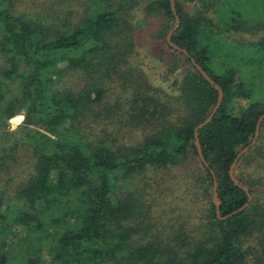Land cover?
<instances>
[{
  "label": "trees",
  "instance_id": "obj_1",
  "mask_svg": "<svg viewBox=\"0 0 264 264\" xmlns=\"http://www.w3.org/2000/svg\"><path fill=\"white\" fill-rule=\"evenodd\" d=\"M140 1L147 15L161 19L152 37L165 42L174 24L168 0H90L78 20L71 23L66 12L59 24L33 22L14 13L10 0H0V210L12 212V224L35 235L20 262L0 252V264H246L247 255L250 264H264V201L255 199L264 195V118L254 143L234 166V177L251 196L234 214L246 195L228 176L232 159L250 143L264 112V94L253 97L233 67L216 71L197 43L203 27L217 39L232 40L245 26L234 16L231 24L219 27L201 7L189 14L174 0L179 23L170 40L222 91L216 111L197 130L205 166L192 132L213 106L216 90L172 48L164 77L184 70L171 91L152 85L129 62L133 43L126 15ZM262 40L250 43L258 47ZM69 72L85 82L65 85ZM110 74L121 79V92L113 104L103 105V82ZM16 114L21 121L7 130ZM120 120L148 132L135 144L119 141L116 131L113 138L109 132L101 135L105 124ZM192 157L197 169L189 175L195 178L191 191L206 203L201 230L192 234L179 226L168 239L156 235L136 243L133 234L147 230V207L131 180L147 169H168ZM210 170L219 216L231 213L222 219L210 201ZM249 236L253 253L243 248L242 239ZM42 250L48 258H42Z\"/></svg>",
  "mask_w": 264,
  "mask_h": 264
},
{
  "label": "rangeland",
  "instance_id": "obj_2",
  "mask_svg": "<svg viewBox=\"0 0 264 264\" xmlns=\"http://www.w3.org/2000/svg\"><path fill=\"white\" fill-rule=\"evenodd\" d=\"M89 2L90 0H10V6L14 13L29 18L33 22L59 24L66 16V12L69 13V21L74 23L83 16ZM179 3L185 10H188L189 14H191V11L189 12L191 8L201 7L207 12L211 21L214 20L215 25L219 27L231 24L230 18L238 17L236 19L245 26L242 33L230 35L232 40L227 38L222 40L217 39L213 31L203 27V31L201 29L197 36L198 49L204 50L205 57L216 71L233 67L243 84L251 89L253 97L264 94V27H260L254 33L249 31L257 25H264V0H179ZM143 6L144 1H140L135 7L130 8L126 15L131 25L133 43L129 62L138 66L152 85L165 91H171L174 89L171 85L172 81L175 78L179 79L184 69L183 67L177 68L164 77V64L173 50L166 45L163 39L152 37L155 26L159 25L161 19L147 15L143 11ZM261 38H263V44L258 47L250 43ZM63 80L65 85L71 87L80 86L85 82L79 73L71 72ZM103 83L104 95L101 104L111 105L114 103L115 96L121 92V79L110 74ZM21 117L20 114L14 115L7 121L6 129H13L21 121ZM104 127L106 132L101 135L109 132L113 138L112 132L116 131L118 140L125 144L139 142L148 132L142 127L127 126L122 120L105 124ZM194 161L195 158L192 157L182 165L168 169H147L144 174L137 175L131 180L132 186L141 189L144 193H142L143 199L147 207L144 216L147 230H138L133 234L136 243L154 240L156 235L162 240L168 239L171 231L179 226L181 230L192 234L201 230L200 225L204 223L202 216L206 215V203L200 200L197 193L191 191V181L194 177L189 175L197 169ZM120 184L121 181L118 180L117 185ZM188 184L190 186L187 188ZM255 199L262 202L264 195H259ZM9 202L13 204L12 201ZM3 208L2 206L0 210L2 211L0 252L6 253L12 261L20 262L22 253L25 252L29 241L33 240L35 235L28 233L23 225H13L11 222L13 213L4 211ZM242 242L243 248L253 253L255 246L253 237L243 238ZM174 246L178 244L174 243ZM43 254L42 258H48L47 253ZM247 257L246 264H250L251 255Z\"/></svg>",
  "mask_w": 264,
  "mask_h": 264
},
{
  "label": "water",
  "instance_id": "obj_3",
  "mask_svg": "<svg viewBox=\"0 0 264 264\" xmlns=\"http://www.w3.org/2000/svg\"><path fill=\"white\" fill-rule=\"evenodd\" d=\"M168 5H169V9L171 11V14L173 16V20H174V24L172 26L171 29H169L167 31V33L165 34V42L167 43V45L172 48L173 50L177 51V52H180L182 53L183 55L187 56L191 65L198 71V73L216 90V100L213 104V106L211 107V109L209 110L207 116L202 120L200 121L199 123H197L194 127H193V132H192V135H193V143H194V146H195V150H196V154L198 156V159L203 163L205 164L206 166V163L202 157V154H201V151H200V147H199V144H198V140H197V130L200 129L201 127H203L211 118V116L213 115V113L216 111L219 103H220V100L222 98V91L220 89V87L205 73V71L201 68V66L196 63L194 61V59L188 55L187 51L184 49V48H181L179 47L178 45H176L175 43H173L171 40H170V35L172 34V32L177 28L178 26V23H179V19H178V16L175 12V5H174V0H168ZM264 118V112H262L256 122H255V126H254V132H253V136L250 140V143L244 147H242L236 154H235V157L232 159L229 167H228V176L230 178V180L236 184L238 187H240L244 192H245V195H246V201L240 206L238 207L235 211H233L232 213H236L237 211H240L242 210L248 203V201L250 200V193L248 192L246 186L244 184H241L235 177H234V174H233V170H234V166L236 164V161L237 159L239 158V156L241 154H243L248 148L250 145H252L258 135V129H259V124L261 122V120ZM210 173L212 174V189H211V195H210V201L211 203L213 204L214 206V210H215V215L219 218V219H222V218H225L226 216L230 215V214H227L225 216H219V200H218V197H217V194H216V181H215V177L213 175V172L212 170H210Z\"/></svg>",
  "mask_w": 264,
  "mask_h": 264
}]
</instances>
